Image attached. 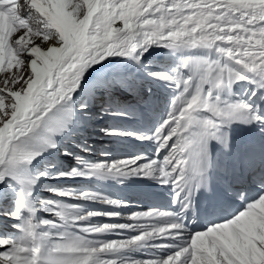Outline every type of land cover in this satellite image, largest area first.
Listing matches in <instances>:
<instances>
[{
	"label": "snow or ice",
	"instance_id": "obj_1",
	"mask_svg": "<svg viewBox=\"0 0 264 264\" xmlns=\"http://www.w3.org/2000/svg\"><path fill=\"white\" fill-rule=\"evenodd\" d=\"M0 74V264H264V0H0Z\"/></svg>",
	"mask_w": 264,
	"mask_h": 264
},
{
	"label": "rangeland",
	"instance_id": "obj_2",
	"mask_svg": "<svg viewBox=\"0 0 264 264\" xmlns=\"http://www.w3.org/2000/svg\"><path fill=\"white\" fill-rule=\"evenodd\" d=\"M154 61H156L155 59H153ZM3 79H4V75L3 74H0V87H2L3 86ZM162 94L165 96L166 94L165 93H163V90H161V92H160V96L162 97ZM105 138L106 137H104V136H99V139L98 140H100L99 142H97L96 144L98 145V147H99V150H97L96 149V158L97 157H101V159H103V156H102V153H103V151L104 150H102V149H100V146L103 144V146L105 145H108V146H111V148L112 149H121L120 148V143L119 142H117V143H114L113 141H111V140H109V139H107V140H105ZM107 138H114V137H107ZM129 140H132V139H126V140H122V141H125V143H123L121 146L122 147H126L127 146V143L128 142H130ZM113 142V144L112 143H108V142ZM101 142H106V143H101ZM100 145V146H99ZM104 146V148L105 149H107V150H110V148L109 147H105ZM123 149V148H122ZM121 149V150H122ZM115 150H112L113 152H115ZM120 154V155H119ZM119 154H114L113 156H115V157H125V156H128V155H130V153L128 152V151H122L121 153H119ZM91 157V156H90ZM62 163H63V167H65V169H68L69 167H72V166H75V161L73 160V159H71V158H66L65 160H63L62 161ZM100 185H101V183H99ZM99 184L97 183V182H94V184H93V182L91 183V186L92 187H96L97 189H100L101 190V188H100V186H99ZM59 185L60 186H62V187H88L89 186V184L87 183V182H85V181H80V180H76V181H71V180H69V181H60L59 182ZM99 205H103V204H99ZM109 209V207H107V205H106V207H105V210H108ZM136 209V208H135ZM101 210H104V209H102L101 208ZM125 210V209H124ZM137 210V209H136ZM125 211H129L128 209L127 210H125ZM140 211H144V210H140ZM101 221H103V222H111V221H109L108 219H107V217H102L101 218ZM111 238H115V236H113V237H111Z\"/></svg>",
	"mask_w": 264,
	"mask_h": 264
},
{
	"label": "bare ground",
	"instance_id": "obj_3",
	"mask_svg": "<svg viewBox=\"0 0 264 264\" xmlns=\"http://www.w3.org/2000/svg\"><path fill=\"white\" fill-rule=\"evenodd\" d=\"M152 59H155V60H157V58L156 57H153ZM99 139V136H93V137H91V141L92 142H94V146H95V149H97V150H99V147H98V145L96 144L97 142H99L100 140H98ZM129 141H132V140H129ZM130 143V142H129ZM133 146H135V149H134V151H136V152H138V153H143V150H145V145H144V143H142V142H139V143H134L133 142V144H132ZM100 146V145H99ZM153 145H151L150 144V148L152 147ZM151 151H153L152 150V148H151ZM137 154V153H136ZM120 155V154H119ZM152 155H153V153H152ZM118 157V156H117ZM90 159H93V160H96V159H101V157H97L96 158V154L94 155V156H91V157H89ZM133 180H141V179H133ZM133 180H129L126 184H124V185H122L121 187H120V190H121V192L123 193V194H126V193H128V194H130L131 192H132V189L130 188V187H132L133 185H134V183L135 182H133ZM107 184H108V186H109V188L111 189V190H113V187H115V188H118L117 186H116V184H114L113 182H107ZM108 191V193H110L111 194V191H109V190H107ZM112 196H114V197H116V195L118 196V194H116L115 192L113 193V194H111ZM133 199V198H132ZM131 199V200H132ZM149 204V202L144 198V197H141V198H139L136 202H135V205L134 204H131V206H130V209H129V213H131V212H137V211H140V210H145V208H146V206ZM137 206V207H136ZM93 207H95V208H98V209H104L105 210V207H106V205H99V204H96V205H93ZM107 207H109V206H107ZM131 207H133V208H131ZM137 210H136V209ZM124 210V209H123ZM101 218L102 217H99V218H97V219H99V220H101ZM108 220H109V218H107ZM119 222H128V220H127V217H121V218H119Z\"/></svg>",
	"mask_w": 264,
	"mask_h": 264
}]
</instances>
